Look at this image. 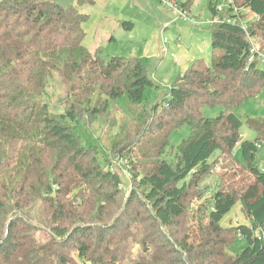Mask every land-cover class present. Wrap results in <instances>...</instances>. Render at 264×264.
I'll return each instance as SVG.
<instances>
[{
	"label": "trees",
	"instance_id": "16d2710c",
	"mask_svg": "<svg viewBox=\"0 0 264 264\" xmlns=\"http://www.w3.org/2000/svg\"><path fill=\"white\" fill-rule=\"evenodd\" d=\"M232 2L257 19L245 31L211 25L212 65L194 60L160 109L143 108L133 136L118 135L100 162L98 144L84 145L77 127L112 130L122 98L142 104L149 72L138 59L92 52L83 44L89 16L72 4L0 0V264H264L257 236L264 233V171L255 158L264 123L252 121L256 139L241 141L234 114L264 88V69L247 64L250 39L264 49V0ZM216 3L208 4L213 15ZM55 72L66 94L52 108L46 88ZM204 107L222 111L205 118ZM183 124L190 135L171 160L163 158L170 133ZM111 159L128 166L132 187L123 204L126 180ZM219 160L226 163L219 185L202 201ZM192 201L199 206L191 214ZM238 202L248 225L222 227ZM37 232L48 240L40 243ZM238 236L246 247L231 254ZM130 242L141 247L137 258Z\"/></svg>",
	"mask_w": 264,
	"mask_h": 264
},
{
	"label": "rangeland",
	"instance_id": "374dc122",
	"mask_svg": "<svg viewBox=\"0 0 264 264\" xmlns=\"http://www.w3.org/2000/svg\"><path fill=\"white\" fill-rule=\"evenodd\" d=\"M69 1L79 12L88 14L90 17V21L84 25L86 37L83 44L91 48L92 52L100 47L104 59L120 57L140 60L152 80V85L144 90L142 104H130L123 98L118 102L119 111L115 113L117 123L112 130L108 131L109 128H104L103 133L100 134L97 124L94 126L96 130L93 128L91 131L85 130L82 126L77 127L76 133L81 137L84 145L98 144V159L102 162L103 151L109 149L111 142L118 135H120L119 138L130 134L133 136L134 120L143 108L158 105L160 109L161 103L166 102L165 95L178 75L185 72L194 60L203 59L206 65H212L211 22L214 15L208 9L210 0H113L112 2L94 0L92 5L86 4L84 2L86 0ZM214 1L217 2V0ZM175 5L179 12H183L182 16L171 12V7ZM123 22L132 23L131 29L126 30L128 26H122ZM254 40L258 39H252ZM221 55L222 52L216 53V56ZM258 67L264 69L261 64ZM46 93L52 108L62 105L66 86L58 73L55 72L48 82ZM221 111V107H204L202 114L205 118H214ZM234 114L242 122L239 130L241 141H254L256 133L250 127V123L252 121L264 123V88L257 96L235 108ZM189 135L190 127L187 124L172 131L162 157L171 160L176 148ZM101 146L104 147L103 150ZM234 156L243 163L239 147L234 149ZM255 156L256 163L264 171V141L259 143ZM110 162L111 169L120 173L126 180L119 187L124 197L123 204L130 195L129 189L132 187L131 178L125 175L128 166L124 165V162L122 166H119V162L115 159H111ZM225 164L219 160L214 170L215 174L206 180L208 185L211 183L214 185H210L202 201L216 189V182L219 185V177L223 174L221 166ZM198 206L197 201H192L189 206L191 214ZM248 223L239 202L220 221L222 227L248 225ZM147 227L143 225L139 229L148 232ZM35 237L40 243L48 240V236L43 232H37ZM245 247L246 240L238 236L231 243L229 252L239 254ZM127 250L130 258L134 259L141 252V247L138 243L130 242Z\"/></svg>",
	"mask_w": 264,
	"mask_h": 264
},
{
	"label": "built area",
	"instance_id": "2783aa9c",
	"mask_svg": "<svg viewBox=\"0 0 264 264\" xmlns=\"http://www.w3.org/2000/svg\"><path fill=\"white\" fill-rule=\"evenodd\" d=\"M215 15L212 17L211 25L217 23H226L231 25H236L241 27L243 31L246 30L248 24L257 19L254 14H251L248 9L245 8H238L232 0H217L215 5ZM171 12L179 14V16L183 15V12H179L176 9V5L171 7ZM251 43L248 57H247V64H261L264 66V49L261 48L259 44V40L252 41L249 40ZM258 239L264 240V233L257 234Z\"/></svg>",
	"mask_w": 264,
	"mask_h": 264
},
{
	"label": "water",
	"instance_id": "95a60500",
	"mask_svg": "<svg viewBox=\"0 0 264 264\" xmlns=\"http://www.w3.org/2000/svg\"><path fill=\"white\" fill-rule=\"evenodd\" d=\"M54 3L60 5L64 9H68L71 6V3L69 0H52ZM89 264V263H88Z\"/></svg>",
	"mask_w": 264,
	"mask_h": 264
},
{
	"label": "crops",
	"instance_id": "0c3cea01",
	"mask_svg": "<svg viewBox=\"0 0 264 264\" xmlns=\"http://www.w3.org/2000/svg\"><path fill=\"white\" fill-rule=\"evenodd\" d=\"M107 1H111V2H112L113 0H107ZM87 15H88V14H87ZM88 16H89V15H88ZM89 19H90V17H89ZM89 21H90V20H88V22H89ZM85 33H86V31H85ZM85 37H86V36H85ZM108 38H110V37H108ZM111 39H112V37L110 38V40H111ZM92 43H95V42H92ZM92 43H91V44H92ZM96 44H97V43H96Z\"/></svg>",
	"mask_w": 264,
	"mask_h": 264
}]
</instances>
